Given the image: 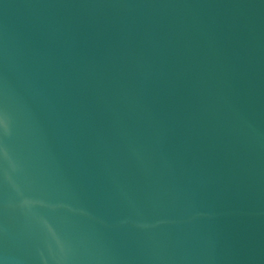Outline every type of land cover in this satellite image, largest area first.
Listing matches in <instances>:
<instances>
[{
  "label": "water",
  "instance_id": "1",
  "mask_svg": "<svg viewBox=\"0 0 264 264\" xmlns=\"http://www.w3.org/2000/svg\"><path fill=\"white\" fill-rule=\"evenodd\" d=\"M0 264H264V0H0Z\"/></svg>",
  "mask_w": 264,
  "mask_h": 264
}]
</instances>
